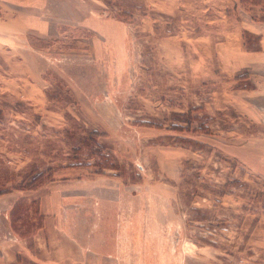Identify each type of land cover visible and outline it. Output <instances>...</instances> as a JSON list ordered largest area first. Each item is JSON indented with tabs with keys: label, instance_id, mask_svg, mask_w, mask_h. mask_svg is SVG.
Instances as JSON below:
<instances>
[{
	"label": "rangeland",
	"instance_id": "rangeland-1",
	"mask_svg": "<svg viewBox=\"0 0 264 264\" xmlns=\"http://www.w3.org/2000/svg\"><path fill=\"white\" fill-rule=\"evenodd\" d=\"M60 180L115 264H264V0H0V189Z\"/></svg>",
	"mask_w": 264,
	"mask_h": 264
},
{
	"label": "crops",
	"instance_id": "crops-1",
	"mask_svg": "<svg viewBox=\"0 0 264 264\" xmlns=\"http://www.w3.org/2000/svg\"><path fill=\"white\" fill-rule=\"evenodd\" d=\"M70 182L49 181L37 189L0 194V264H115V253L97 249L70 226L76 208H69L68 200L77 198ZM23 197L38 200L42 221L29 241L13 226V207Z\"/></svg>",
	"mask_w": 264,
	"mask_h": 264
},
{
	"label": "trees",
	"instance_id": "trees-1",
	"mask_svg": "<svg viewBox=\"0 0 264 264\" xmlns=\"http://www.w3.org/2000/svg\"><path fill=\"white\" fill-rule=\"evenodd\" d=\"M44 183V181H41V182H37V183H30L28 186H20V187H14V186H12V187H10V186H7V187H4V188H2V189H0V194H3V193H7V192H10V191H12L14 188L15 189H37L39 186H41L42 184ZM26 201H28V199L27 198H20V199H18L17 200V202L15 203V205H14V207H13V213H21L22 211V207H23V205H22V203L23 202H26ZM31 203H33V205L35 206V208H36V212L38 213L39 212V202H38V200H35V201H32ZM14 222V221H13ZM41 224H42V221H41V218L39 219V222H38V224H37V226H36V228L37 227H40L41 226ZM14 226V225H13Z\"/></svg>",
	"mask_w": 264,
	"mask_h": 264
}]
</instances>
